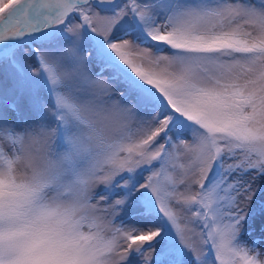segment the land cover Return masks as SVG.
Instances as JSON below:
<instances>
[{"label":"snow or ice","instance_id":"1","mask_svg":"<svg viewBox=\"0 0 264 264\" xmlns=\"http://www.w3.org/2000/svg\"><path fill=\"white\" fill-rule=\"evenodd\" d=\"M0 73V264H264V0H0Z\"/></svg>","mask_w":264,"mask_h":264},{"label":"rangeland","instance_id":"2","mask_svg":"<svg viewBox=\"0 0 264 264\" xmlns=\"http://www.w3.org/2000/svg\"><path fill=\"white\" fill-rule=\"evenodd\" d=\"M248 2L249 3H253V4H255V3H257L258 2V0H248ZM106 75H107V73H106ZM3 77H2V73H0V79H2ZM12 119H14V117H12ZM147 172H145L144 173V176H147ZM143 179H144V177H141V182H143ZM98 191H99V189H98ZM254 207H255V205H254ZM255 235H259L258 233H256ZM245 239H250V237H245ZM130 264H139V261L136 259V258H133L131 261H130Z\"/></svg>","mask_w":264,"mask_h":264}]
</instances>
